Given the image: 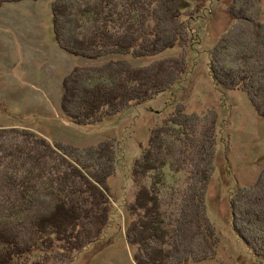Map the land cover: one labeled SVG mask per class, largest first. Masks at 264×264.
Here are the masks:
<instances>
[{"label":"trees","instance_id":"16d2710c","mask_svg":"<svg viewBox=\"0 0 264 264\" xmlns=\"http://www.w3.org/2000/svg\"><path fill=\"white\" fill-rule=\"evenodd\" d=\"M18 1L23 0H0V7ZM49 1L55 42L73 56L94 61L113 55L151 57L178 45L192 50L201 41L191 29L207 16L197 7L186 13L187 0ZM263 1L245 0L239 7L240 0L231 2L228 10L239 23L214 46L209 70L224 90L245 91L264 118ZM185 13L188 20H183ZM184 56L144 66L122 58L75 67L62 81L61 113L88 126L169 90L179 92L191 72ZM195 117L177 104L151 130L133 163L137 189L128 205L133 219L125 237L136 264L198 262L205 257L203 241L210 247L215 243L214 226L204 217L215 147L207 134L197 137ZM114 147L110 140L86 149L54 145L26 129L0 128V167L9 165L4 171L9 183L0 188L15 193L10 209H0V264H16L34 250L60 244L78 251L103 235L111 214L107 180L115 169ZM184 170L190 184L179 208L182 216L173 224L162 192L176 189L171 181ZM231 196L233 231L264 262V172L251 186H235Z\"/></svg>","mask_w":264,"mask_h":264},{"label":"rangeland","instance_id":"374dc122","mask_svg":"<svg viewBox=\"0 0 264 264\" xmlns=\"http://www.w3.org/2000/svg\"><path fill=\"white\" fill-rule=\"evenodd\" d=\"M208 1L187 0L184 8L186 13L197 7L200 14H207L202 25L195 22L191 29L199 33L201 41L194 50L178 45L156 56L113 55L98 61L73 56L58 46L53 36L49 0H23L0 7V128L26 129L51 144L60 142L80 149L110 140L116 150L114 173L107 180L110 221L103 235L78 251L64 249L62 244L53 250H34L16 264H136L135 250L125 237L126 226L133 219L128 205L137 189L131 174L133 163L147 145L151 130L177 104L184 105L188 114L196 116L197 137L202 140L207 134L215 147L204 216L214 226L215 243L210 247L206 240H201L205 257L182 264H264L234 233L230 206L234 187L251 186L264 172V118L257 113L245 91L224 90L212 79L211 52L239 20L228 10L233 0ZM244 1L240 0L237 7ZM260 7L264 10V1ZM251 12L250 8L248 14ZM186 13L183 20L189 18ZM182 55L191 72L179 92L169 90L148 102L131 105L102 123L88 126L76 125L61 113L62 81L75 67L101 65L110 59L122 58L144 66ZM8 167L6 163L0 167V184L7 182L4 171ZM188 180V170H184L171 181L176 189L168 187L162 192V206L165 213H170L173 224L182 216L179 208L188 193ZM14 194L0 188V209H10ZM3 213L0 210V217ZM64 255L69 258L63 259Z\"/></svg>","mask_w":264,"mask_h":264}]
</instances>
